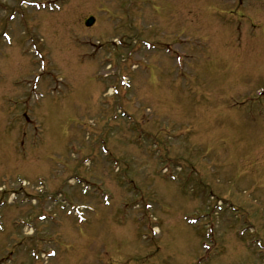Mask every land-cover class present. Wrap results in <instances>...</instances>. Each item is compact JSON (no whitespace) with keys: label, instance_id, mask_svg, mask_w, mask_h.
Segmentation results:
<instances>
[{"label":"rangeland","instance_id":"1","mask_svg":"<svg viewBox=\"0 0 264 264\" xmlns=\"http://www.w3.org/2000/svg\"><path fill=\"white\" fill-rule=\"evenodd\" d=\"M243 1L0 0V264H264V0Z\"/></svg>","mask_w":264,"mask_h":264},{"label":"water","instance_id":"2","mask_svg":"<svg viewBox=\"0 0 264 264\" xmlns=\"http://www.w3.org/2000/svg\"><path fill=\"white\" fill-rule=\"evenodd\" d=\"M92 21H93V20L91 19V20L88 21V23H89V24H92Z\"/></svg>","mask_w":264,"mask_h":264}]
</instances>
